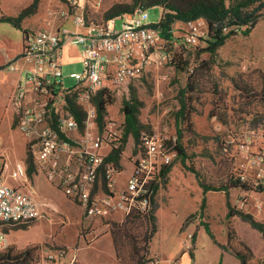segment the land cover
<instances>
[{
	"label": "built area",
	"instance_id": "obj_1",
	"mask_svg": "<svg viewBox=\"0 0 264 264\" xmlns=\"http://www.w3.org/2000/svg\"><path fill=\"white\" fill-rule=\"evenodd\" d=\"M66 4V9L49 10L46 25L24 36L20 60L26 63L25 80L10 98L18 130L30 144L36 171L82 206L85 220L115 213L126 217L135 210L145 212L151 183L171 165L176 152L158 135L142 133L144 152L138 151L131 168L107 162L103 149L117 148L121 137L114 133L106 141L100 132L96 96L100 92L118 93L153 70L161 71L173 63L168 40L158 23L147 22L143 6L106 22L89 23L87 10H98L102 0H66ZM117 20H122L120 29L116 28ZM69 21L81 32L66 27ZM189 25L179 41L183 46H198L209 33L207 22L199 19ZM71 45L80 50L83 71L65 76L63 48ZM67 78L73 79L75 85L67 87ZM70 101L81 110V126L70 109ZM72 130H79V136L69 142L63 140L61 135L67 137ZM245 158L239 179L264 197V151L252 157L246 153ZM100 175L107 186V192L101 195L94 193ZM35 192L24 163L12 169L0 167V222L26 225L42 219L44 215L32 199ZM263 203L261 199L258 207ZM245 205L241 201L238 207ZM193 238L194 233H186V250L192 248ZM82 248L44 245L40 248L42 264H80L78 253ZM3 250L0 232V251Z\"/></svg>",
	"mask_w": 264,
	"mask_h": 264
},
{
	"label": "rangeland",
	"instance_id": "obj_2",
	"mask_svg": "<svg viewBox=\"0 0 264 264\" xmlns=\"http://www.w3.org/2000/svg\"><path fill=\"white\" fill-rule=\"evenodd\" d=\"M14 1L0 0V12L2 13V9L14 11L17 8ZM151 1L102 0L101 8L87 10L88 21L106 22L114 11L123 8L135 9L138 6L148 7ZM234 1L227 0V5ZM52 2L50 10L68 7L66 0ZM32 3L33 0H21V11ZM46 3L47 0H40L36 13L25 19L26 25L29 26L26 27L27 32H32L40 26ZM162 10L160 6L147 9V22L158 23ZM121 25L122 20H117L116 28L120 29ZM189 26V23L177 22L169 36H165L168 40V49L174 56L173 63L161 71L148 73L143 79L131 83L118 93L109 94L113 102L107 107L105 116L108 133L103 130L100 132L106 141H110L114 133L122 137L123 101L130 98L133 88L142 103L138 112L140 134L158 135L171 149L176 148V142L179 141L184 149L185 164L177 151V156L171 163V170L180 169L191 174L194 170L199 174L201 181L216 189L222 186L231 187L243 173L242 165L246 160V153L252 157L264 151V10L260 12L259 21L253 28L230 26L229 31L233 30L235 33L229 35L215 54L207 50L212 41L210 33L204 35L198 46L188 47L180 43V37ZM82 71L83 65L80 63L65 68L64 75ZM65 84L72 87L75 81L67 78ZM182 103H185L183 117L179 114ZM5 109L4 107L3 116H0V165L9 156L11 160L23 159L29 167H33L30 144L19 132L16 117L11 121L6 120ZM177 130L181 131V137L178 136ZM248 146V149L244 148ZM124 149H127L131 156L138 151L144 152L141 142H137L131 135ZM161 175L151 183L153 187L159 186L155 197L156 211L162 205V201L167 200L169 178ZM213 192L216 194L218 191ZM238 193L235 208L243 211L238 206L244 198L240 196L239 191ZM260 198L264 199L263 195ZM149 209H152L151 205ZM207 217L203 224H214L212 221L209 222ZM126 218L128 216L124 217L120 224ZM260 222L264 223V218ZM81 228L79 234L84 235L85 228L84 226ZM145 229V223L138 221L132 230L133 235L139 238ZM193 243L192 241V245ZM200 243H203L202 238ZM137 245L143 254L145 246L143 247L141 242ZM32 256L34 259L32 264H36L37 253L33 252ZM259 263L264 264V257Z\"/></svg>",
	"mask_w": 264,
	"mask_h": 264
},
{
	"label": "crops",
	"instance_id": "obj_3",
	"mask_svg": "<svg viewBox=\"0 0 264 264\" xmlns=\"http://www.w3.org/2000/svg\"><path fill=\"white\" fill-rule=\"evenodd\" d=\"M14 2L17 7L14 11L2 9V13L10 16L19 15L22 12L20 9L21 0H15ZM52 3V0H47L43 19L36 29L46 25ZM23 23L24 29L29 27L26 25V21ZM36 23L34 24L36 25ZM65 26L71 31L81 32L71 21L67 22ZM30 28L33 29V27ZM23 46V32L11 24L0 22V116H3L5 107L7 121H11L13 117H16L10 106V98L25 80L24 69L26 63L20 60ZM80 63L79 48L74 45L65 46L63 48V72L65 68ZM154 71L158 70L152 72ZM105 126L103 131L108 128L107 122ZM79 133V130H72L67 137L73 140L79 136ZM25 140L28 142L27 139ZM111 151V147L103 149V153L107 157ZM135 155L131 156V153L128 154L127 149H123L120 166L131 168ZM17 163H24L27 166L31 184L36 190L35 194L32 195V199L44 216L42 219L32 221L26 225H10L0 222V232L2 233L4 245L3 251L8 248L24 251L37 247L38 262L36 264H42L40 248L44 245L56 247L81 245L83 248L78 253L80 264H119L111 228L114 223H121L124 220L125 216L122 213H115L110 217L98 218L93 221L85 220L82 206L69 200L58 187L47 182L44 176L36 171L35 162L33 165L34 171L31 175L29 173L30 167L23 159L11 160L7 156L0 167L7 165V169H12ZM168 178L167 200L162 201V205L156 211L157 232L150 242L146 264H242L241 260L232 251L223 249L210 239L203 222L207 216L209 222H214V224H208L218 243L226 246L228 242L227 203L229 202L231 207L236 209L235 203L239 191L240 196L244 198L242 201L246 203L245 207L242 208V212L250 214L257 221H260L264 218V215H262V212L264 214V203L261 208L258 207L261 201L259 190L247 185L248 189L246 190L230 188L228 195L225 191H218L216 194L209 191L204 195L194 174L180 169L175 171L173 168L169 172ZM11 184L21 186L15 181H11ZM21 187L24 191L28 190L27 187ZM105 192H107L106 181L100 175L94 193L101 195ZM204 197L206 203L205 208L202 210L201 205ZM191 215H194V217L188 220ZM231 222L240 240L253 251L254 259L251 264H260V259L264 257V239L260 232L238 216L233 217ZM81 226L85 228L83 239L80 238L79 234L80 229H82ZM187 232L194 233V243L190 250L184 248ZM201 238L203 239L202 244L200 243Z\"/></svg>",
	"mask_w": 264,
	"mask_h": 264
},
{
	"label": "trees",
	"instance_id": "obj_4",
	"mask_svg": "<svg viewBox=\"0 0 264 264\" xmlns=\"http://www.w3.org/2000/svg\"><path fill=\"white\" fill-rule=\"evenodd\" d=\"M40 4V0H33V3L26 9H24L17 16L5 15L0 12V22L8 23L15 28L21 30L26 36L28 33L26 29L23 28L24 20L31 14L36 13ZM160 6L162 10V16L158 22L163 30L165 36H169L173 26L177 22L190 23L197 21L199 19H204L207 22L208 30L212 41L209 43L208 51L211 54H215L216 50L222 46L228 39L229 35L234 34L233 30L229 31L230 26L236 27H247L253 28L259 21L260 12L264 10V0H235L234 2L227 5V0H152L149 2L148 7ZM134 8H123L112 12L107 21L113 17H118L124 13L132 12ZM88 20V15H86ZM89 23H101L92 22ZM225 28L227 31H225ZM111 95L100 92L96 96V104L98 108V126L100 131L104 129L106 122L105 116L107 113V107L112 103ZM71 111L75 114L79 125L82 123V113L79 108L73 104L71 101L69 103ZM141 102L136 96L135 90L132 88L130 98L123 101L122 110L124 113V128L122 137L120 140V145L117 148H113L111 153L106 158L107 162H112L116 166H120V158L127 139L129 136H133L134 139L140 141V131L141 125L138 119V112L141 106ZM185 103H182V108L179 111L180 116H184ZM178 131V136L181 137V131ZM62 139L65 141H70L64 135H61ZM178 151V155L182 158V162L185 164L184 160V149L180 145L179 141L176 142V148L171 149ZM177 156V154H176ZM176 158V157H175ZM189 169V168H187ZM171 171V165L165 167L161 177H168ZM193 174L196 176L202 191L207 194L209 191H225L228 195V190L230 188H241L248 189L240 179H238L231 187L222 186L220 188H214L210 184H207L199 178V174L192 170ZM30 175L33 173V167H30ZM159 191V186L149 187V208L150 205L152 209L145 212L139 210L133 211L128 218L120 224L114 223L111 228V234L114 241V246L116 254L119 260V264H146L148 262L149 245L153 237L157 232V220H156V210H155V197ZM206 198L204 197L202 201L201 208H205ZM228 214H227V234L228 242L226 246H222L218 243L215 234L213 233L210 225L204 223V228L209 235L210 239L223 249L232 251V253L241 260L242 264H251L254 259L253 251L240 240L235 228L232 225L231 219L235 216L240 217L243 221L249 223L254 229H256L262 235L264 239V223L257 221L252 215L244 213L238 209L231 207L230 203H227ZM136 214V215H134ZM194 215H191L188 220L192 219ZM145 223L146 229L142 235L138 238L135 234L133 235V228L137 222ZM143 243L144 253H140V248L137 243ZM236 246V247H235ZM38 250L37 247L29 248L24 251H18L14 248H8L2 253H0V264H32L33 256L32 253ZM245 251V252H244Z\"/></svg>",
	"mask_w": 264,
	"mask_h": 264
}]
</instances>
